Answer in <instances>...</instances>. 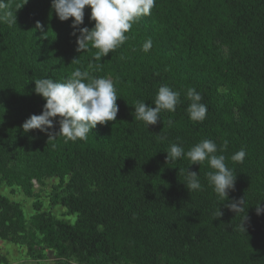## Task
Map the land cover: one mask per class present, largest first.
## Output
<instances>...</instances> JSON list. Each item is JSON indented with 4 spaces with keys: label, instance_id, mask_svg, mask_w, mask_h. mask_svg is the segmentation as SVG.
I'll list each match as a JSON object with an SVG mask.
<instances>
[{
    "label": "trees",
    "instance_id": "16d2710c",
    "mask_svg": "<svg viewBox=\"0 0 264 264\" xmlns=\"http://www.w3.org/2000/svg\"><path fill=\"white\" fill-rule=\"evenodd\" d=\"M25 2L3 0L0 9L16 16L0 21V187L36 198V213L28 221L21 203L0 195V239L27 245L31 256L43 246L56 264H264V213L256 211L264 208V0H155L151 15L101 61L90 45L77 51L74 18L59 20L52 0ZM90 14L87 7L80 27H94ZM77 69L113 80L116 121L76 142L24 133L46 103L34 80L65 82ZM163 85L180 93V103L148 129L134 120V105L154 108ZM189 88L207 106L202 122L189 119ZM58 119L50 131L59 130ZM203 139L237 175L228 201L209 186L207 161L166 163L171 144L186 153ZM241 149L244 161L233 162ZM188 168L202 185L191 193L182 183ZM50 179V209L42 211L35 183ZM241 198L238 213L226 206ZM57 205L75 221L53 214Z\"/></svg>",
    "mask_w": 264,
    "mask_h": 264
},
{
    "label": "clouds",
    "instance_id": "9594fccd",
    "mask_svg": "<svg viewBox=\"0 0 264 264\" xmlns=\"http://www.w3.org/2000/svg\"><path fill=\"white\" fill-rule=\"evenodd\" d=\"M27 3V0L24 4ZM3 0H0V9L4 8ZM155 6V0H52V10L61 21H72L73 35L77 37V51L81 52L91 46L96 49L95 60L101 61L109 53L115 51L127 39L126 33L130 31L133 24L143 16L151 15ZM22 6H18V9ZM90 7V22L94 27H80L84 24L85 9ZM16 16L11 11L0 15V21L13 23ZM37 27L41 25L37 24ZM77 33H79L77 35ZM152 48V41L148 39L142 45V50L148 53ZM35 93L42 96L46 103L41 114H33L26 119L22 128L24 133L31 130H39L49 136V140L63 137L64 143L86 140L88 134L98 124L105 125L117 119L119 107L117 105V92L111 78H89L87 71L79 69L73 71L65 82H56L51 78L34 80ZM190 101L187 113L193 122H202L206 118L207 106L201 103L202 96L194 89L189 88L186 93ZM155 107L146 105L145 101H137L134 105V120L142 121L149 129L157 125L161 120L160 113L163 111L175 112L180 103V93L171 87L163 85L159 87L154 100ZM56 118L59 130L50 131L55 128ZM172 121L169 120V124ZM227 148V141L219 151ZM218 148L214 141L203 139L185 153L183 147L177 143L170 145L167 151L166 163H175L181 158H187L190 165H202L207 161L213 171L207 172V180L210 187L219 199L228 201L229 190H234L236 176L233 170L225 163L224 155H217ZM246 157L244 149L239 150L231 156L233 162L242 163ZM199 174L187 169L185 180L182 182L193 192L200 190L202 185L198 178ZM245 199L233 200L226 206L238 213L243 209ZM261 204L256 206L257 215L264 213ZM222 215L221 211L217 217ZM247 219V217H245ZM244 219V220H245ZM242 230L246 231L244 221Z\"/></svg>",
    "mask_w": 264,
    "mask_h": 264
},
{
    "label": "rangeland",
    "instance_id": "374dc122",
    "mask_svg": "<svg viewBox=\"0 0 264 264\" xmlns=\"http://www.w3.org/2000/svg\"><path fill=\"white\" fill-rule=\"evenodd\" d=\"M55 180H47L44 186L35 183V192L39 195V200L42 202V211H48L49 208V195L51 187ZM0 195L9 198L12 201L19 202L22 205L25 216L29 221L32 215L36 213L34 209V202L36 198L26 197L18 187H9L5 182L1 184ZM59 219L66 221H75L74 215H69L66 208L62 205H57L51 209ZM40 254V255H39ZM5 259V260H4ZM0 264H56L55 257L50 250L43 246L36 247L34 255H29L27 245H19L0 239ZM73 264V263H71Z\"/></svg>",
    "mask_w": 264,
    "mask_h": 264
}]
</instances>
